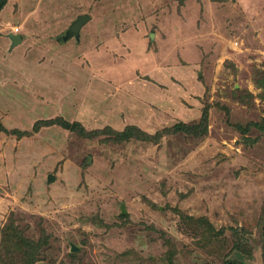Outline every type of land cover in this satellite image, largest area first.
<instances>
[{
	"label": "rangeland",
	"instance_id": "1",
	"mask_svg": "<svg viewBox=\"0 0 264 264\" xmlns=\"http://www.w3.org/2000/svg\"><path fill=\"white\" fill-rule=\"evenodd\" d=\"M4 4L0 264H264V0Z\"/></svg>",
	"mask_w": 264,
	"mask_h": 264
},
{
	"label": "trees",
	"instance_id": "2",
	"mask_svg": "<svg viewBox=\"0 0 264 264\" xmlns=\"http://www.w3.org/2000/svg\"><path fill=\"white\" fill-rule=\"evenodd\" d=\"M42 121L43 122L40 121L41 123L39 122L40 125H42V126L43 125H50V124H53V123H56L57 122L56 120H53V121H51V120H49V121L42 120ZM207 121H208V111H204V113H203V115L201 117V120H200V124L206 126ZM60 123H61V125L64 128L70 129L72 131H78L79 133H84L86 131L77 122L71 124L70 122H67V121H64L63 122L62 121ZM78 125L81 126V129L80 130L77 129V126ZM174 128H175V132H178V131L190 132L193 127L191 128L189 125H186L184 123H182V124L179 123V124H176ZM167 130H168V128H164V129L160 130L159 132H164L165 133ZM111 134H114V140H116L118 142L130 141L133 138L141 139L143 141H151V140H154V137L152 138L150 134L142 131L141 129H139V128L135 127V126H131V125L130 126H127L122 131H112ZM158 135H160V134L158 133ZM22 238L23 237L18 238L19 241L23 240ZM21 242L24 243L25 241L23 240ZM26 245L29 246L32 250H34L35 248L33 249V247H35V245H37V244L34 243V242H31L30 244H26ZM42 246H43V243H42ZM236 252L237 253L238 252H241V247L240 246L237 247ZM25 258L27 259V261H29V264H34L35 263V260L37 259V257L33 253V251L31 253L30 252H26L25 253Z\"/></svg>",
	"mask_w": 264,
	"mask_h": 264
},
{
	"label": "water",
	"instance_id": "3",
	"mask_svg": "<svg viewBox=\"0 0 264 264\" xmlns=\"http://www.w3.org/2000/svg\"><path fill=\"white\" fill-rule=\"evenodd\" d=\"M4 1L5 0H0V7ZM91 18L92 17L90 15H83V14L78 15L77 18L71 23V25L67 29L65 35L63 36V39L67 40V39H70L72 37H75L79 41L80 40V32H81L83 25L85 23H87L89 20H91ZM9 37L11 39V47H14V46L20 44L22 41L20 34L10 33ZM151 37H154V35L152 34ZM53 180H54V176L50 175L49 181L51 182Z\"/></svg>",
	"mask_w": 264,
	"mask_h": 264
},
{
	"label": "crops",
	"instance_id": "4",
	"mask_svg": "<svg viewBox=\"0 0 264 264\" xmlns=\"http://www.w3.org/2000/svg\"><path fill=\"white\" fill-rule=\"evenodd\" d=\"M6 1H7V0H5V1L3 2V4L1 5L0 10L2 9L3 5H5L4 3H6ZM89 21H90V20H89ZM89 21L83 25V27H82V29H81V32H82L83 28L87 26V24L89 23ZM72 22H73V21H72ZM81 32H80V38H81V36H82V33H81ZM10 33L20 34V35H21V39H22L21 43L18 44V45H16V46H14V47H11V39H10V37H9V34H10ZM7 37H8V41H9L8 44H9V47H10V51L15 50L16 47H18V46H20V45L23 44V39H24V38H23L22 33H21L20 31H18V32H16V31H10V32L7 34ZM73 38H75V37H72V38H70V39H73ZM70 39H67V40H64V39H63V41L67 42V41H69ZM2 99H3V97H1V100H2ZM7 102H8V101H7ZM3 108H4V101H0V110L3 109ZM1 113H2V114H1ZM6 118H7V114H5V113H3V112L0 111V127H1V126H6V124H8V123H6V120H5ZM4 121H5V122H4Z\"/></svg>",
	"mask_w": 264,
	"mask_h": 264
},
{
	"label": "built area",
	"instance_id": "5",
	"mask_svg": "<svg viewBox=\"0 0 264 264\" xmlns=\"http://www.w3.org/2000/svg\"><path fill=\"white\" fill-rule=\"evenodd\" d=\"M16 32H18V29H16Z\"/></svg>",
	"mask_w": 264,
	"mask_h": 264
}]
</instances>
